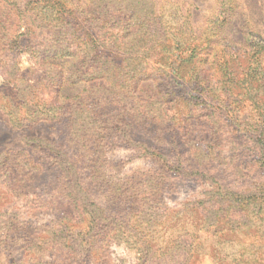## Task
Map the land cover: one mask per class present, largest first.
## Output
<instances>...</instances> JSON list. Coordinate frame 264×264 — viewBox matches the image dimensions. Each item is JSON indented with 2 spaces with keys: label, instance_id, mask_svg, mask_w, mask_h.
Masks as SVG:
<instances>
[{
  "label": "trees",
  "instance_id": "16d2710c",
  "mask_svg": "<svg viewBox=\"0 0 264 264\" xmlns=\"http://www.w3.org/2000/svg\"><path fill=\"white\" fill-rule=\"evenodd\" d=\"M8 2L6 7L16 5L29 25L23 41L22 37L13 42L2 37L7 19L0 5V48L28 51L41 75L32 85L21 83L32 94L46 84L50 98L21 95L17 82L9 98L1 97L0 111L8 115L10 128L21 138L20 147L0 149V251L6 264H113L108 256L110 244L122 238L128 245L130 234H141L134 217L158 197L159 189L146 183L155 177L162 181L166 173L160 169L175 174H167V180L179 177L198 188L207 187L216 200L233 197L242 213L248 206L256 208L259 224L264 223V42L252 36L237 45L218 33L220 46L207 58L204 50L190 49L192 37L183 20L177 33L172 32L173 46L188 55L174 75L163 67L138 72L126 70L123 54L112 47L105 46L107 52L99 53L101 39L90 25L96 16L85 5L77 7L69 0ZM112 8L107 10L109 23L120 22L122 39H131L132 27L145 28L147 39L141 50L143 56H151L159 45L156 30L167 29L161 6L151 2L148 16L134 21L132 13L111 21ZM12 9L4 13L11 14ZM57 23L68 26L62 32ZM46 28L51 29L44 32ZM5 41L6 45L1 44ZM77 42L83 44L78 54ZM202 57V62H191ZM150 79L155 83H149ZM127 81L124 89L122 82ZM78 84L82 89L76 93L64 91ZM149 101L162 106L163 120L147 108ZM179 106L190 115L195 107L202 116L175 119L170 113ZM215 112L226 118L214 128L204 120ZM197 127L199 136L192 137ZM38 129L56 138L35 135ZM111 137L156 163L158 173L135 171L118 177L122 162L108 156L115 147L112 143L110 148ZM228 140L236 142L234 150L227 147ZM225 147L236 162V175H231L235 174L232 169L223 177L220 170L193 162L194 152L213 160ZM56 199L64 201L68 211L58 209ZM137 244L139 249L142 243ZM190 251L184 250L195 260ZM159 252L140 255L139 264H147L152 256L156 260L165 256Z\"/></svg>",
  "mask_w": 264,
  "mask_h": 264
},
{
  "label": "rangeland",
  "instance_id": "374dc122",
  "mask_svg": "<svg viewBox=\"0 0 264 264\" xmlns=\"http://www.w3.org/2000/svg\"><path fill=\"white\" fill-rule=\"evenodd\" d=\"M8 1H14L11 2L14 4L17 2V0H0V5L3 7L1 13L4 14L3 18L7 19V22H4L1 34L2 37H9L8 40L13 42L17 40V37L26 34L28 30L26 26L29 23L20 18L21 14L16 11V5L13 9L6 7L9 4ZM69 1L77 7L85 5V9L90 8L93 11L96 18H93L90 25L101 39L100 43L102 45H99V53L107 52L105 46L117 50L118 53L123 54L124 62L122 66L126 70L135 68L139 72L145 68L146 72H150L151 69L163 67L165 73L167 71L170 76H173L178 64L183 63L188 55L180 47L174 48L173 46L172 32L177 33L183 20H186L185 26L187 29L184 28L187 32H190L192 37L190 49H195L197 52L204 50L209 55L207 58L220 46L218 42L222 37H219L218 33H222L227 40L237 45H244L245 42H249L248 38L252 36L260 42H264V0H154L161 6L165 21L163 24H167V29L170 32L167 33V29L164 27H161V31L156 30V42L159 45L152 52L153 54L148 57L143 56L141 50L143 42H146L145 39H147L145 28L132 27L130 29L132 37L127 41L122 39L118 28L120 22L116 19L123 18L125 13H132L133 21L137 16L147 17L153 0ZM111 6L113 7L112 15H114L111 21H116L115 26H110L112 22L109 23L110 16H108L109 12L107 10H110ZM5 9L7 12L12 9L11 14L6 13L8 17H5ZM95 10L97 13L103 10V13L99 15L107 18L105 22L98 17ZM89 19H92V17ZM174 19L176 20L174 21ZM39 24L41 25V23ZM42 25L45 27L47 24L43 21ZM54 25H60L62 32L68 26L62 23ZM49 29L51 28H46L44 32ZM62 35L64 36L65 33ZM136 36H138V39H133ZM7 42L1 44L6 45ZM67 44L69 43L65 45ZM30 45L35 46L33 43ZM82 46L83 44L75 43L77 54ZM167 48L171 50H167ZM163 52H166V54H163ZM203 59V57L193 58L191 62L196 64L198 60L202 62ZM32 60V56L28 51L21 52L14 47L12 50L7 51V46L6 48H0L1 104L4 103L1 97L6 95L9 98V90L16 82L21 95L32 94L25 87V84L21 83L23 81L32 85L40 78L41 72ZM205 63L206 61L203 64ZM4 71H6L5 74H2ZM15 73L17 76L13 77ZM151 80L153 79H150L149 83H155ZM122 84L123 88L127 89L129 81L122 82ZM141 85H144V83H141ZM81 89L82 84H78L75 87L66 88L64 91L68 94H74ZM37 95L43 99L50 98V92H48L46 84L43 88H36L33 91L32 96ZM6 96H4L5 99ZM146 106L155 113L157 119L163 120L164 113L161 105L149 101ZM177 109L171 111L170 114L178 120L191 115L195 118L202 116L195 107H193L194 112L191 115L182 106L177 107ZM221 118L226 117L225 115L220 116L219 112H215L214 115L206 117L204 121L212 123L215 128L217 121ZM199 130L200 127L194 129L192 137L194 135L199 136V134H196ZM43 133L41 129L35 131V135L38 136ZM53 135H50L49 138L47 134H43L44 138L48 137L49 139L56 138V135ZM108 141L111 142L110 148L113 147L112 143L115 146L113 150H110L108 156L112 160H121L122 162L119 165L118 172H116L118 177L130 175L135 171L146 175L158 173L157 168H155L156 163L147 161L137 155L125 144L119 142V139L111 137L108 138ZM228 143L227 147L234 150L236 142L228 140ZM20 145L21 138L10 128L8 115L0 111V149L4 146L20 147ZM181 147L184 151L186 150L184 144H181ZM227 147L213 160H210L209 157L205 158L201 153L191 152L194 156L193 162L197 165L220 170L223 177L227 172L230 173L232 169H234L235 174L231 175H236V162L231 157ZM160 170L162 174H170L172 177L175 175L173 172ZM107 171L108 175H111L110 169ZM166 175L162 181H155L158 179L155 177L154 179L150 178V182L146 183L151 185L154 190L159 189L158 197L153 198L152 205L145 206V209L140 210L138 215L134 217L138 220L137 225L141 233L140 236H133L135 237L133 238L130 234L128 237L131 238V241L128 242V245L124 243L122 238H118L114 240V244H110L108 256L113 264H139L140 255L143 257L147 252L148 257H150L154 250L164 253L165 256L159 258V260L155 259L156 256H152L149 260L150 263L147 264H264V223L259 224L256 208L248 206L242 213L236 209V202L233 197L226 196L223 199L217 198L216 200V196L207 187L198 188L194 183L188 180H180L179 177L176 180H167ZM233 180V177H229V181L232 182ZM161 184L163 185L162 188H160ZM155 196L153 194V197ZM56 200L58 209L68 211L69 208L64 201ZM255 231L258 232L256 236H254ZM132 238H139V242H135ZM150 242H154L155 245H149ZM137 243H142L139 249ZM187 247L191 250L190 254L195 255V260L184 252ZM160 252L159 255L162 254ZM183 255H186V261H183ZM192 261L194 262L192 263ZM0 264H6L5 254L2 251H0Z\"/></svg>",
  "mask_w": 264,
  "mask_h": 264
}]
</instances>
